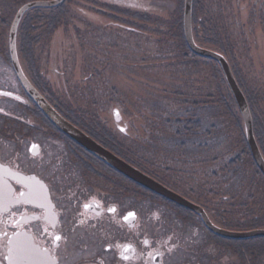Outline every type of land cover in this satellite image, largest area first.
I'll use <instances>...</instances> for the list:
<instances>
[{
    "label": "flooded vegetation",
    "instance_id": "af4514ba",
    "mask_svg": "<svg viewBox=\"0 0 264 264\" xmlns=\"http://www.w3.org/2000/svg\"><path fill=\"white\" fill-rule=\"evenodd\" d=\"M5 1L11 6V0ZM91 1L88 12L84 14L90 27L105 31L107 27L116 26L120 31L143 35L144 32L137 26L111 18H118L112 10L124 12L121 18L125 19L127 12L141 16L143 11L138 8L143 6L142 0ZM6 18L2 15L0 21L5 23ZM10 28L11 23L7 30H0V264H30L29 261L9 259L10 249L19 242L35 250L36 256L31 264H264V237L234 240L214 234L192 211L112 172L109 166L61 132L23 89L15 75L9 48ZM55 32L45 40L44 46L35 47L39 52L34 57L36 67L33 70L16 40L22 71L31 86L59 115L110 151L111 130H98L100 133H96L94 117L89 110L66 106L71 104V98L78 90L84 92L97 70L83 76L82 65L76 72L75 67L72 74L78 76H75L70 88L67 74L62 76L51 66L60 55L54 43ZM73 49L80 58L79 43ZM45 53L47 63L42 66L41 56ZM60 63L64 64L63 61ZM11 71L20 94L11 93ZM241 90L251 114L253 135L264 161V91L262 94L254 91L246 97ZM229 93L231 95L230 90ZM11 99L18 103L17 109L11 108ZM232 102L237 109L236 121L241 134L240 124L244 133L243 121L234 99ZM115 110L110 112L108 120L119 130L123 127L121 123L125 122L121 115L114 114ZM103 115L106 117L105 113ZM241 138L247 145L246 137L241 134ZM247 149L254 171L251 175L254 199L247 209L246 220L243 217L238 224L255 225L250 229L225 225L222 213L217 214V210H209L203 204L206 194L201 193L191 199L189 194L175 189L156 175L136 168L200 206L211 223L220 229L232 232L264 230V188L259 191L258 185L261 182L264 187V175L248 146ZM96 175L106 180L108 186L95 185L92 177ZM111 175L114 176L113 181ZM29 191L33 193L31 198L25 200L19 196L21 192ZM208 192L214 196V193ZM258 192L259 200L254 196ZM217 193L215 196L218 198L221 193ZM153 215L157 216V220H150ZM55 236L61 239L56 241Z\"/></svg>",
    "mask_w": 264,
    "mask_h": 264
},
{
    "label": "rangeland",
    "instance_id": "374dc122",
    "mask_svg": "<svg viewBox=\"0 0 264 264\" xmlns=\"http://www.w3.org/2000/svg\"><path fill=\"white\" fill-rule=\"evenodd\" d=\"M0 1V16L6 18L8 14L5 23L0 21V30H7L24 3L11 0L9 6L7 1ZM142 1L138 10L143 12L138 17L127 12L126 19L121 18L124 12L112 10L118 15L112 19L144 32L136 36L116 26L105 31L90 27L84 14L92 1L66 0L62 16L56 15L59 20L54 29L60 60L55 58L51 66L62 76L67 74L70 88L75 67L76 72L82 65L83 76L97 70L84 92L78 90L71 98V104L74 109L90 111L96 133L111 130L113 143L122 156L111 151L114 155L156 175L191 199L206 194L203 204L222 213L225 225L250 229L255 225L238 223L247 218V209L253 203L254 171L220 67L212 60L189 54L183 32L184 0ZM46 10L44 14H49ZM192 12L196 44L225 58L246 97L254 91L262 94L264 0H194ZM34 16L37 19L39 14ZM40 20L34 21L37 26L31 33L42 40L37 46H44L49 28L45 29L47 23ZM72 27L77 34H73ZM77 43L80 58L73 49ZM51 50L57 52L53 47ZM47 58L46 53L42 54V66ZM11 93L20 94L12 71ZM17 107L18 103L11 99V108ZM114 108L124 119L121 125L125 132L108 120ZM92 182L108 186L97 175ZM258 185L259 191L263 190L261 182ZM217 192L221 193L218 198ZM254 196L259 200V192ZM155 219L154 215L150 218ZM257 238L261 237L254 239Z\"/></svg>",
    "mask_w": 264,
    "mask_h": 264
},
{
    "label": "water",
    "instance_id": "95a60500",
    "mask_svg": "<svg viewBox=\"0 0 264 264\" xmlns=\"http://www.w3.org/2000/svg\"><path fill=\"white\" fill-rule=\"evenodd\" d=\"M64 0H47V1H32L22 5L18 11L16 12L9 34V48H10V55H11V65L15 72V75L23 87V89L30 95L33 101L37 104L40 110L49 118V120L59 128L61 132L67 135L70 139L74 142L78 143L96 158L104 162L106 165L111 167L113 170L117 171L130 181L138 184L139 186L181 206L200 217L201 221L207 227V229L214 234L234 239V240H241V239H250L255 237H264V230H254L249 232H231L220 229L213 225L207 215L205 214L204 210L190 202L189 200L177 195L173 191L169 190L159 182L155 181L145 173L141 172L140 170L136 169L135 167L129 165L112 152L89 138L87 135L82 133L78 130L75 126L71 125L67 120H65L61 115L57 113L42 97L41 95L31 86L27 78L25 77L22 68L19 64L17 50H16V35L19 23L22 17L29 11L34 9H53L60 6ZM192 5L193 0H184V8H183V32H184V39L186 42L187 47L189 50L200 57L213 60L217 62L223 72L225 81L229 87L231 95L238 107L240 112V116L243 121V128L246 137V142L248 145L249 150L251 151L253 158L255 160L256 165L258 166L261 173L264 175V161L262 156L259 153L254 135H253V122L251 118V114L249 111V107L247 105L246 99L240 90L235 78L231 72V69L225 60V58L209 49L199 47L193 38L192 33ZM114 114H118L117 111H114ZM116 120L119 121V117L115 116ZM123 132H125L124 128Z\"/></svg>",
    "mask_w": 264,
    "mask_h": 264
},
{
    "label": "trees",
    "instance_id": "16d2710c",
    "mask_svg": "<svg viewBox=\"0 0 264 264\" xmlns=\"http://www.w3.org/2000/svg\"><path fill=\"white\" fill-rule=\"evenodd\" d=\"M21 1L22 0H16V4L20 3ZM27 1H29V0H23V3H26ZM65 2H66V0L57 8L49 9L48 10V11H50L49 14H44V12L47 11L46 9L31 10V11L27 12L23 16V18H22V20H21V22L19 24L17 44L20 47H22L21 51L23 53V57L26 58L25 60L27 61L28 66L32 68V70L35 69V67H36V60L34 59V57H35V55H37V52H36L37 50H36L35 47L37 46V44L40 41L39 36H34V35L32 36L31 30H33L37 26L36 24H33V23H34V21L38 22L40 19H41L40 21L44 20L47 23L45 25L46 26L45 29L49 28L47 30L48 33L46 34L47 38L45 40L50 39L52 33L54 32V29H56L55 26H57V22L59 20V19H57L56 15L62 16L61 13H62V10H63V8L65 6ZM36 13L39 14V16H37V19L34 16ZM192 19H193V12H192ZM72 29H73L72 31L74 32V34H77V32L75 31L74 27H72ZM184 41H185V39H184ZM185 44H186V42H185ZM188 52H189L190 55H192V53L189 50H188ZM192 56L195 57L194 55H192ZM27 58H28V60H27ZM205 60H207V59H205ZM237 83H238V81H237ZM238 85L240 86L239 83H238ZM230 100L233 101L232 97H231ZM66 106H69L70 109H73L72 104L67 103ZM240 126H241L242 137L245 138L244 137V133H243V129H242V124H240ZM110 135H111V138H110V140L108 142V148L110 149V151L114 152L118 156H122V154L118 151V148H117L116 144L113 143V141H114L113 140L114 138H112L113 135L112 134H110ZM243 141L245 142V139H243ZM245 145H246V143H245ZM246 150H247V155L246 156L249 157L247 145H246ZM111 170H112V172L118 173L115 170H113L112 168H111ZM144 190H146V189H144Z\"/></svg>",
    "mask_w": 264,
    "mask_h": 264
},
{
    "label": "snow or ice",
    "instance_id": "6c2138e0",
    "mask_svg": "<svg viewBox=\"0 0 264 264\" xmlns=\"http://www.w3.org/2000/svg\"><path fill=\"white\" fill-rule=\"evenodd\" d=\"M134 7L135 5H129ZM123 131V129H121ZM20 197H24L25 200L31 198L33 196V193L31 191L25 193L21 192L19 194ZM56 241H59L61 239L60 236H55L54 238ZM36 256V252L34 249L30 248L26 243L24 242H19L17 246L13 249H10V260H15L17 262H23V261H29L30 264L31 262L34 261V257Z\"/></svg>",
    "mask_w": 264,
    "mask_h": 264
}]
</instances>
